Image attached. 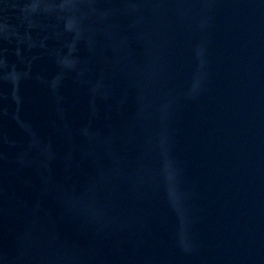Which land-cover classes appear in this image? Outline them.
Returning a JSON list of instances; mask_svg holds the SVG:
<instances>
[{
    "label": "water",
    "instance_id": "water-1",
    "mask_svg": "<svg viewBox=\"0 0 264 264\" xmlns=\"http://www.w3.org/2000/svg\"><path fill=\"white\" fill-rule=\"evenodd\" d=\"M156 264H264V0H126Z\"/></svg>",
    "mask_w": 264,
    "mask_h": 264
}]
</instances>
